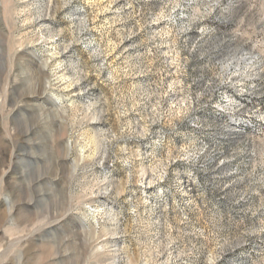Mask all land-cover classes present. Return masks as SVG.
<instances>
[{"label":"rangeland","instance_id":"obj_1","mask_svg":"<svg viewBox=\"0 0 264 264\" xmlns=\"http://www.w3.org/2000/svg\"><path fill=\"white\" fill-rule=\"evenodd\" d=\"M0 52V264H264V0H0Z\"/></svg>","mask_w":264,"mask_h":264},{"label":"water","instance_id":"obj_2","mask_svg":"<svg viewBox=\"0 0 264 264\" xmlns=\"http://www.w3.org/2000/svg\"><path fill=\"white\" fill-rule=\"evenodd\" d=\"M3 67H4V59H3L2 53L0 52V69H3ZM41 175H42V172L40 171L38 175L37 174L33 175L32 179L39 178Z\"/></svg>","mask_w":264,"mask_h":264}]
</instances>
